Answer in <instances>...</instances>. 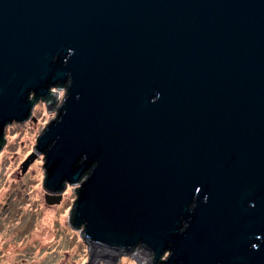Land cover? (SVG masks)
Returning a JSON list of instances; mask_svg holds the SVG:
<instances>
[{
	"label": "water",
	"instance_id": "95a60500",
	"mask_svg": "<svg viewBox=\"0 0 264 264\" xmlns=\"http://www.w3.org/2000/svg\"><path fill=\"white\" fill-rule=\"evenodd\" d=\"M39 101L87 264H264V0H0V152Z\"/></svg>",
	"mask_w": 264,
	"mask_h": 264
},
{
	"label": "rangeland",
	"instance_id": "374dc122",
	"mask_svg": "<svg viewBox=\"0 0 264 264\" xmlns=\"http://www.w3.org/2000/svg\"><path fill=\"white\" fill-rule=\"evenodd\" d=\"M58 92L59 104L64 90ZM56 114L57 108L48 111L45 102L39 101L31 119L5 127V145L0 152V264L89 262L81 229H73L70 223L79 185H68L58 204L45 201L44 157L35 144L43 126ZM116 264H136V260L124 256Z\"/></svg>",
	"mask_w": 264,
	"mask_h": 264
}]
</instances>
